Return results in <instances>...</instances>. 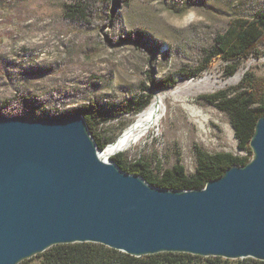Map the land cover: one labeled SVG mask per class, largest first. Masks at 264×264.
Returning a JSON list of instances; mask_svg holds the SVG:
<instances>
[{"label": "rangeland", "instance_id": "374dc122", "mask_svg": "<svg viewBox=\"0 0 264 264\" xmlns=\"http://www.w3.org/2000/svg\"><path fill=\"white\" fill-rule=\"evenodd\" d=\"M263 12L264 0H0V116L66 119L97 102L96 131L112 143L138 115L123 113L127 101L149 99L145 110L165 94L161 126L114 157L155 173L182 165L188 176L197 149L250 157L208 97L232 93L238 71L264 76V45L235 67H202L219 36ZM166 80L177 84L158 89Z\"/></svg>", "mask_w": 264, "mask_h": 264}, {"label": "water", "instance_id": "95a60500", "mask_svg": "<svg viewBox=\"0 0 264 264\" xmlns=\"http://www.w3.org/2000/svg\"><path fill=\"white\" fill-rule=\"evenodd\" d=\"M250 147L204 189L168 190L101 159L83 115L0 116V264L76 243L264 261V116Z\"/></svg>", "mask_w": 264, "mask_h": 264}, {"label": "trees", "instance_id": "16d2710c", "mask_svg": "<svg viewBox=\"0 0 264 264\" xmlns=\"http://www.w3.org/2000/svg\"><path fill=\"white\" fill-rule=\"evenodd\" d=\"M259 19V22L244 21L237 29L229 30L225 36H219L202 68H207L217 58L233 62L235 67L237 63L252 55L260 57L259 47L264 45V12L259 15ZM193 76H197V73ZM176 84L177 82L173 80H166L157 88H172ZM208 98L211 105L218 107L230 118L239 148L247 151L250 157H237L230 153L212 155L197 149L198 167L192 176L186 174L182 165L155 173L144 159L131 162L118 155L112 160L122 171L141 176L154 187L179 191L204 189L209 181L222 177L231 166L246 165L253 157L250 143L257 122L264 116V76L248 73L232 93L223 92L221 97ZM149 102V99L144 98L135 102L127 101L123 113L139 114ZM77 114L85 117L98 148H105L110 143L109 140H102L96 131V126L105 118L99 103L81 107L77 110ZM21 264H264V261L251 258L243 260L204 258L180 253H163L137 258L100 244L76 243L53 247Z\"/></svg>", "mask_w": 264, "mask_h": 264}, {"label": "bare ground", "instance_id": "6f19581e", "mask_svg": "<svg viewBox=\"0 0 264 264\" xmlns=\"http://www.w3.org/2000/svg\"><path fill=\"white\" fill-rule=\"evenodd\" d=\"M243 80V74L238 71L231 84H239ZM169 95L157 94L151 104L139 113L131 126L116 141L108 144L103 151H99L101 159L111 162L112 158L126 152L141 142L151 131L161 126L164 119V102Z\"/></svg>", "mask_w": 264, "mask_h": 264}]
</instances>
